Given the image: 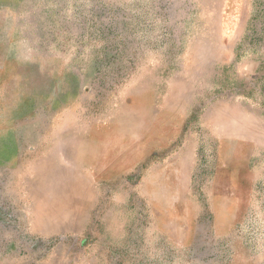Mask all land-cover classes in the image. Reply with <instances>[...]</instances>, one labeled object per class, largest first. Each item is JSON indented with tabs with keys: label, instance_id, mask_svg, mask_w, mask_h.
<instances>
[{
	"label": "rangeland",
	"instance_id": "1",
	"mask_svg": "<svg viewBox=\"0 0 264 264\" xmlns=\"http://www.w3.org/2000/svg\"><path fill=\"white\" fill-rule=\"evenodd\" d=\"M0 264H264V0H0Z\"/></svg>",
	"mask_w": 264,
	"mask_h": 264
}]
</instances>
